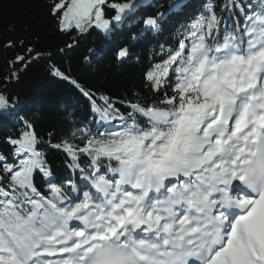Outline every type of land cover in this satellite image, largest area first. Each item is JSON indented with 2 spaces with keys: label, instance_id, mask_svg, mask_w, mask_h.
<instances>
[{
  "label": "snow or ice",
  "instance_id": "snow-or-ice-1",
  "mask_svg": "<svg viewBox=\"0 0 264 264\" xmlns=\"http://www.w3.org/2000/svg\"><path fill=\"white\" fill-rule=\"evenodd\" d=\"M138 6L54 0L57 31L71 37L59 51L89 30L111 33ZM183 7L145 15L138 36L160 32ZM178 37L144 73L150 97L125 112L51 66L90 101L98 125L54 145L0 92V116L21 125L0 153V264H264V0H204ZM27 52L10 63L26 69L53 55ZM129 54L120 47L114 59ZM46 148L70 158L79 184L56 182Z\"/></svg>",
  "mask_w": 264,
  "mask_h": 264
},
{
  "label": "trees",
  "instance_id": "trees-1",
  "mask_svg": "<svg viewBox=\"0 0 264 264\" xmlns=\"http://www.w3.org/2000/svg\"><path fill=\"white\" fill-rule=\"evenodd\" d=\"M175 1L135 0L139 6L111 33L106 35L99 30H89L79 35L78 46L60 52L59 49L71 42V37L57 31L55 18L50 14L54 0H0V92L18 98L20 119L33 120L37 133L53 145L85 125L96 131L98 125L91 123L95 116L93 105L68 80L53 76L51 66L91 91L97 104H102L100 97L105 96L121 112L129 110L126 105L135 102L137 96L141 99L150 97L144 87V73L150 64L161 59V46L164 50L177 46L181 25L198 15L204 2L180 0L184 7L166 15L160 32L138 36L142 25L137 21L156 10L166 11ZM113 2L131 0H108L109 4ZM251 2L258 4L259 0ZM105 12L108 16L114 15L107 7ZM76 35L72 33L73 37ZM134 36L138 38L133 40ZM8 41H12L14 47L5 48ZM30 47L53 55L33 60L26 69L19 62L10 63L17 55L27 57ZM120 47H127L130 53L123 63L114 59V52ZM17 70L18 79L13 75ZM20 127L19 120L0 116V153L6 155L11 150L7 137L14 136ZM50 133L53 134L51 138ZM74 142L80 143L79 140ZM45 151L48 163L58 177L57 183L68 178L78 184L81 182L79 170L68 167L70 158L54 148ZM85 167L86 161L82 159L81 168ZM35 183L38 187L43 183L39 175L35 176ZM41 190L47 191L46 185Z\"/></svg>",
  "mask_w": 264,
  "mask_h": 264
}]
</instances>
